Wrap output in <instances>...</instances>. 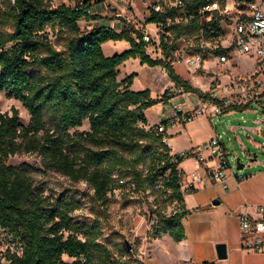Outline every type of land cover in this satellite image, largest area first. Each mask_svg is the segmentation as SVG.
<instances>
[{
	"label": "trees",
	"instance_id": "1",
	"mask_svg": "<svg viewBox=\"0 0 264 264\" xmlns=\"http://www.w3.org/2000/svg\"><path fill=\"white\" fill-rule=\"evenodd\" d=\"M53 1L63 0H6L0 7V92L19 100L30 115L22 125L15 109L0 112V225L25 243L16 264H113L98 221L74 219L81 205L72 194L53 198L35 188L31 166L7 164L18 153H35L47 169L72 182H85L102 206L116 189L149 191L155 195L151 215L157 222L147 236L168 234L181 241L186 211L179 186L184 173L177 165L182 159L171 161L176 153L171 154L164 141L165 130L159 132L158 124L148 126L144 115L152 105L167 104L172 95L166 90L152 98L149 89L131 90L135 73L119 79L118 68L130 57L137 58L140 64L162 67L183 92L205 97L169 62L179 38L199 50L198 18L167 24V11L152 13L148 22L162 24L163 58L156 59L147 53L145 42L132 37V25L120 32L106 26L83 29L81 20L97 16ZM213 1L192 0L190 7ZM111 40H124L129 48L107 56L102 45ZM84 121L88 129L80 130ZM161 123L166 127V121ZM174 203L182 211L168 216L166 209ZM118 250L129 254L125 242Z\"/></svg>",
	"mask_w": 264,
	"mask_h": 264
},
{
	"label": "built area",
	"instance_id": "2",
	"mask_svg": "<svg viewBox=\"0 0 264 264\" xmlns=\"http://www.w3.org/2000/svg\"><path fill=\"white\" fill-rule=\"evenodd\" d=\"M13 3L14 0H8ZM123 9L133 10L138 3V15L121 21L122 30L133 26L132 37L146 44L147 53L156 59H162L160 34L162 24L150 23L148 19L154 12H168L165 22L186 23L191 19L199 20V50L194 51L190 41L179 38L174 41L169 62L174 67L185 68L187 81L201 78V70H205L207 60L216 64L227 63L233 55H243L255 59L250 73L229 77L226 82L217 78L210 80L206 90H201L205 97L199 98L193 109L180 106L172 107L169 116L163 120L169 123H185L199 115L214 117L232 109L264 108V0H224L221 4L216 0L207 2L198 9L190 7L192 0H121ZM75 10L91 16L106 10L113 18L117 8L108 0H63ZM141 10V11H140ZM130 19H134L133 21ZM213 22L214 25L208 24ZM113 23L109 28L112 29ZM207 36V37H206ZM199 89V88H198ZM177 90L182 91L181 88ZM171 95V92H168ZM165 125L158 124V131L164 132ZM165 141V139H164ZM178 159H192L201 172L193 171L183 174L179 180L180 192L185 195L219 183L224 189L228 187L226 176L230 167L229 153L222 136L213 135L208 140L176 153L172 162ZM252 207L253 212H239L237 220L240 230V246L254 253L264 254V203L244 205ZM180 204H172L166 210L168 216L179 214ZM151 226L157 217H150ZM25 243L20 236L9 228L0 225V264H16V258L24 251ZM144 264H146L144 262ZM204 264V263H195Z\"/></svg>",
	"mask_w": 264,
	"mask_h": 264
},
{
	"label": "rangeland",
	"instance_id": "3",
	"mask_svg": "<svg viewBox=\"0 0 264 264\" xmlns=\"http://www.w3.org/2000/svg\"><path fill=\"white\" fill-rule=\"evenodd\" d=\"M6 0H0V7L5 6ZM58 2L53 1L52 4L56 5ZM138 6V3H135ZM140 9V7H139ZM141 11V10H140ZM138 13L132 10V15L129 18L136 17ZM134 20V19H130ZM83 29H86L83 23H80ZM54 41V37L50 36ZM123 41H108L102 45V50L105 55H111L109 46L114 47L118 53L123 52ZM109 44V45H108ZM114 44V46L112 45ZM255 59L249 56L233 55L227 63L216 64L214 60H207L205 63V70H201V78L190 81V84L200 90H206L207 84L213 80L214 76H218V80L226 82L229 77L235 75H243L250 73L254 68ZM160 66L149 67L145 64H140L137 58L130 57L125 61V66L122 67L121 73L129 75L135 73L132 84L134 87H141L142 89H149L150 96L163 94L165 88L168 86L169 79L161 73ZM175 72L183 79L187 80L185 68L181 65L174 66ZM183 98L180 107L193 109L198 105L199 97L195 92H183ZM195 96L196 102L193 104L191 97ZM264 100V98H263ZM156 105V104H155ZM152 105L150 115H155L156 107ZM15 109L17 112L18 122L22 125H27L30 119L28 111L23 107L22 103L14 98H8L4 92H0V112L11 113ZM148 109V108H147ZM257 111H243L236 112L232 122L236 125L244 127L256 126L259 128L258 132L249 133L247 135H240L241 142H238L230 134H225L222 130L218 129V134L222 136L223 142L229 153V170L228 174H234L238 179L243 176L263 171L247 187V194L245 202L249 205H256L264 203V123L263 113L260 108ZM166 114V117H168ZM158 115V114H157ZM196 118H201L199 121L190 125L189 130H196L190 135L175 134L174 138H178V143H184L186 138H204L208 133V125L206 122L211 121L212 124L218 122L217 118H209L206 115H199ZM195 118V119H196ZM151 119V118H150ZM216 119V121H214ZM194 120V119H192ZM174 128H183L182 123H175ZM172 125V126H173ZM219 127V124H218ZM80 130H87L88 123L84 121ZM173 136H171L172 138ZM227 138H229L227 140ZM247 138H253L249 141ZM259 143L261 148H257L256 144ZM236 158L244 164L241 169L236 168ZM254 159V160H253ZM27 164L32 167V176L35 188H42L44 194L53 198L61 194H72L79 202L81 207L73 213L74 219H79L84 222H92L97 220L101 230V240L110 249L113 264H144L148 256V249L150 248L151 241L147 234L151 230L150 217L151 210L155 208V195L149 191H134L128 186L116 189L108 194V203L102 206L93 199V190L85 182H72L66 176L59 172L47 169L40 158L35 153H18L9 157L7 164L17 166L20 164ZM209 191L208 188L198 190L191 193V197L187 198V205L193 206L191 216H184L182 219L183 224L187 229L194 228L199 225L201 217L196 215L198 212L197 207L201 203L202 198ZM190 196V195H189ZM168 209V208H167ZM166 209V210H167ZM125 242L129 248V254H122L118 248ZM220 243V242H219ZM224 243V242H221ZM172 246L169 245L168 248ZM65 261L70 262L71 259L64 257ZM224 258L221 262H224ZM226 262V261H225ZM222 264H235L233 261L230 263Z\"/></svg>",
	"mask_w": 264,
	"mask_h": 264
},
{
	"label": "crops",
	"instance_id": "4",
	"mask_svg": "<svg viewBox=\"0 0 264 264\" xmlns=\"http://www.w3.org/2000/svg\"><path fill=\"white\" fill-rule=\"evenodd\" d=\"M109 3H112L118 9L116 12L115 18L111 17L106 10H102L100 13H97V19L95 20H81L79 22L83 23L86 28H92L96 26H106L109 28L110 23H113L112 29L117 32L122 31L121 21L125 17L129 18L128 15H132V10H124L123 2L121 0H108ZM137 3V2H135ZM139 9V5L134 4V10L136 12ZM123 42V51L129 48V44L122 40ZM108 42V41H107ZM109 45V44H108ZM114 46V44H112ZM110 54L118 53V51L109 46ZM108 56V55H107ZM110 56V55H109ZM139 61V60H138ZM215 62V61H214ZM125 66V62L122 63L118 70V78L121 79L126 76V73H121L122 67ZM205 66V65H204ZM161 73L165 75L168 79L166 70L162 67ZM218 78V76L213 77ZM170 81V79H169ZM131 90L140 91L144 90L141 87H134L133 84L130 86ZM168 90L171 92L172 97L169 99L167 104L158 103L155 105L156 111L155 115H150L152 108L144 110V115L147 121L148 126L157 125L163 120H165L166 114L169 113V110L172 107L179 106L184 101L181 94L183 91H178L177 87L169 82L168 86L165 88L164 92ZM163 92V93H164ZM162 95H152V98H160ZM193 104L196 102L195 96L191 97ZM183 108V107H182ZM187 109V108H184ZM264 115V108H260ZM243 111H257L256 109H232L225 111L224 113L209 117L217 118L218 122L212 124L211 121L206 122L208 125V133L204 138H186L185 142L182 144L177 142L178 138H174L175 134H185L190 135L196 130H189L190 125L194 122L199 121L201 118H194L188 122L182 123L183 128H174L175 123H169L165 127V143L170 149L171 154L178 153L182 150L188 149L191 146L204 142L211 138L213 135L218 134V129L220 128L225 134H230L238 142H241L240 135H247L249 133L258 132L259 128L256 126L253 127H244L241 125H236L232 122V118L235 117L236 112ZM158 114V115H157ZM169 116V114H168ZM151 118V119H150ZM216 121V119L214 120ZM264 123V116L261 120ZM219 124V127H218ZM173 125V126H172ZM171 136H173L171 138ZM229 138H227L228 140ZM249 141L253 138H247ZM225 145V144H224ZM226 147V146H225ZM257 148H261L260 144H256ZM264 150V148L262 147ZM237 160V158H236ZM254 160V159H253ZM240 161V159H239ZM244 167V164H243ZM177 168L182 171L184 174H189L193 171L201 172L198 164L192 159H183L178 165ZM263 171H258L256 173H251L250 175L243 176L241 179H238L234 174H227L226 182L228 187L224 189L221 184L215 183L207 187L209 191L202 198L201 203L197 207L198 212L196 215L201 217L199 225H196L194 228L187 229L183 224V219L181 223L184 228L185 237L179 242H175L168 234L163 235L161 238H154L151 241L150 248L148 249V256L145 260L146 264H195V263H213V264H222L230 263L233 261L235 264H264V254L263 253H254L247 251L241 248L240 246V230L239 223L237 220V214L239 212H253L252 207H245L247 204L245 202L247 187L261 175ZM206 189V188H205ZM197 192V191H196ZM195 193V192H194ZM190 195V196H189ZM191 197V193L185 194L183 196L184 209L186 211L185 216H191V211L193 206L187 205V198ZM217 204H214V202ZM224 242L226 245V262H221L223 259H219L216 254V245L218 243ZM171 245V248L168 246Z\"/></svg>",
	"mask_w": 264,
	"mask_h": 264
},
{
	"label": "water",
	"instance_id": "5",
	"mask_svg": "<svg viewBox=\"0 0 264 264\" xmlns=\"http://www.w3.org/2000/svg\"><path fill=\"white\" fill-rule=\"evenodd\" d=\"M236 168H243V164L239 161V158L236 160ZM214 204H217V202L215 201ZM216 254L219 259L226 258V245L224 243H218L216 245Z\"/></svg>",
	"mask_w": 264,
	"mask_h": 264
}]
</instances>
